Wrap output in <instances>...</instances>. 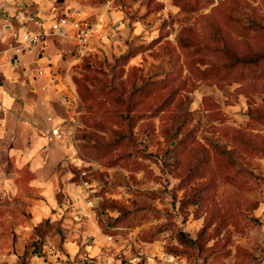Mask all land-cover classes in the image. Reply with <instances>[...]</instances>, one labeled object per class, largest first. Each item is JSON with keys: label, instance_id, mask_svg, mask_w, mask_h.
<instances>
[{"label": "rangeland", "instance_id": "374dc122", "mask_svg": "<svg viewBox=\"0 0 264 264\" xmlns=\"http://www.w3.org/2000/svg\"><path fill=\"white\" fill-rule=\"evenodd\" d=\"M110 1L116 25L86 53L46 37L61 78L26 130L38 164L16 177L15 205L1 201L0 264H62L94 246L98 264L122 248L124 260L264 264V0ZM33 63L23 93L44 82ZM16 137L0 136V176L15 167L6 150L27 145ZM85 182L94 224L72 207Z\"/></svg>", "mask_w": 264, "mask_h": 264}, {"label": "crops", "instance_id": "0c3cea01", "mask_svg": "<svg viewBox=\"0 0 264 264\" xmlns=\"http://www.w3.org/2000/svg\"><path fill=\"white\" fill-rule=\"evenodd\" d=\"M29 1V10L38 11L39 14L48 19V21L54 16H58L59 14L67 11L70 7L77 6L82 9L85 15L92 16L93 19H95V17L98 15L104 16V19L106 21L105 26L116 25V22H114L113 18L115 17L117 11H110L113 8L112 1L110 0H101L103 1V3H99L93 0ZM12 15H14V12H12ZM8 23L11 25L12 29H21L20 23L15 17H11ZM32 26L35 25L32 24ZM7 47L8 46L6 43L0 42V103L3 105V109L0 112V136H2L3 138H9L10 136H13L14 138L18 136V138H20V136H22L23 142L27 143V145H24L22 150L7 149L5 153L7 158L15 160V167H13V171H11L10 173H1L0 206L2 201L3 205L13 207L15 204H10L9 201L11 197L10 193L15 190L16 177L22 175V178L30 179L32 176L33 164H38L36 159H38L39 157L36 154H33L30 149V139L28 138V136H26V130L31 132L33 121H37V115L47 105V97L54 93V88L58 84H54L48 77L38 76L37 70L35 74L39 78H44V82L41 85L40 91H46V93L43 94L42 92L40 93V91L36 90L33 93H31L30 91H25L23 93L19 86V83L30 85V87L33 88L36 87L35 79L33 76L34 72L32 70V65L34 64L33 62L38 63L39 69V67L46 65V61L37 59L38 50H35L21 56L20 64L14 65L10 59V52L6 51ZM51 89L52 91H48ZM23 97H25V99ZM16 133H18V135ZM20 140L21 139H18V141ZM0 141L2 140L0 139ZM78 192L79 191L75 188L71 189L70 191L72 195L71 197L73 198L72 207L74 210V214L79 220L89 221L94 224V220L92 219V217L82 216L83 212H87V210L85 209L86 203L82 200ZM96 247L97 246H94V248L88 250V253L95 257L99 254V249ZM70 248L71 252L75 251L73 247ZM103 254L104 252L101 254V262L104 261ZM108 259L111 260L112 258L110 257ZM5 260L6 262L4 264H11L13 261L12 255H8ZM98 263L99 262L97 261V264Z\"/></svg>", "mask_w": 264, "mask_h": 264}, {"label": "built area", "instance_id": "2783aa9c", "mask_svg": "<svg viewBox=\"0 0 264 264\" xmlns=\"http://www.w3.org/2000/svg\"><path fill=\"white\" fill-rule=\"evenodd\" d=\"M29 0H2L0 3V40L4 39L7 44L6 51L11 54V62L14 65L20 64V57L26 53L38 50L37 59L46 61V65L39 67L38 76L48 77L54 84L60 81V74L53 62V58L47 55L45 50L46 37L55 36L61 40H71L78 54H84L90 50L94 35L105 23L103 16L85 15L80 7H70L67 11L54 16L49 21L39 14L38 11L29 10ZM14 12V15H12ZM11 17H15L20 23L21 29H12L8 23ZM34 24L35 26H32ZM1 53V50H0ZM58 57H63V52L58 53ZM3 105L0 103V112ZM52 120L51 117L48 118ZM50 140L60 139L62 136L61 124L51 126L48 133ZM86 193L84 201L89 211L95 210V200L91 198L93 190L88 182L83 184ZM80 197L82 194L79 192ZM83 200V199H82ZM82 216L90 217V214L83 212ZM123 249H108L104 251V261L102 264H186L185 260L175 254H149L142 249H138L124 260ZM112 258L109 260L108 258ZM62 264H97V259L87 251L71 256L65 254L61 258ZM39 264V263H36Z\"/></svg>", "mask_w": 264, "mask_h": 264}, {"label": "trees", "instance_id": "16d2710c", "mask_svg": "<svg viewBox=\"0 0 264 264\" xmlns=\"http://www.w3.org/2000/svg\"><path fill=\"white\" fill-rule=\"evenodd\" d=\"M183 5H186V4H183Z\"/></svg>", "mask_w": 264, "mask_h": 264}]
</instances>
